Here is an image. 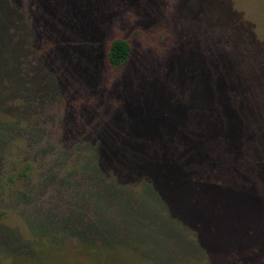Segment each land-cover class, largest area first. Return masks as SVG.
Returning a JSON list of instances; mask_svg holds the SVG:
<instances>
[{
    "label": "rangeland",
    "instance_id": "rangeland-1",
    "mask_svg": "<svg viewBox=\"0 0 264 264\" xmlns=\"http://www.w3.org/2000/svg\"><path fill=\"white\" fill-rule=\"evenodd\" d=\"M0 264H264V0H0Z\"/></svg>",
    "mask_w": 264,
    "mask_h": 264
},
{
    "label": "trees",
    "instance_id": "trees-1",
    "mask_svg": "<svg viewBox=\"0 0 264 264\" xmlns=\"http://www.w3.org/2000/svg\"><path fill=\"white\" fill-rule=\"evenodd\" d=\"M129 52H130L129 44L124 40L116 39L111 42L106 58L108 63L112 67L120 68L124 64H126L129 57ZM22 176L27 178V175L25 176L24 172L22 173ZM14 180H15L14 178L10 179L11 182H13Z\"/></svg>",
    "mask_w": 264,
    "mask_h": 264
}]
</instances>
